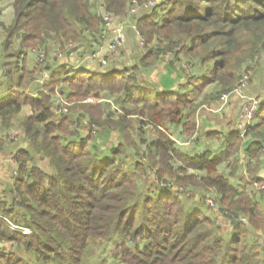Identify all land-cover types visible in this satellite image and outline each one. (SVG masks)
I'll return each mask as SVG.
<instances>
[{"label": "trees", "instance_id": "trees-1", "mask_svg": "<svg viewBox=\"0 0 264 264\" xmlns=\"http://www.w3.org/2000/svg\"><path fill=\"white\" fill-rule=\"evenodd\" d=\"M10 1L13 17L4 28L2 40L7 57L4 68L17 69L22 86L41 70H47L48 82L44 85L48 89L37 97L19 92L0 101V119L7 123L22 104L32 106L33 112L24 122L26 134L34 141L38 156L48 159L51 171L36 164L27 168V160L32 159L30 152L20 149L15 153L19 164L15 196L10 203L0 200V239L23 245L34 256L33 264H85L88 242L110 239L114 241L112 255L128 264H264V246L249 240L246 224L239 220V215H244L254 229L264 228V214L254 195L246 189L238 191L221 175L196 178L189 172L212 173L241 146L251 157L264 152V103L246 131L234 132L217 156L207 150L188 155L165 131L157 129L167 122L182 121L183 132L194 133L198 111L194 97L214 81L221 86L218 94L233 87L230 49L237 34L245 29L259 30L254 47L264 46V0H160L149 8L142 6L148 0H136L132 15V0ZM104 13L135 21L146 48L139 59L143 67L166 57L169 50L178 51L172 46H158L155 32L171 26L184 31L185 36L179 40L181 50L194 52L204 65V73L191 74L186 82L191 89L181 84V92L180 87L172 90L169 84L161 83L166 90L155 94L139 82L137 65L117 68L113 64L107 70L92 71L56 63L55 70L36 60L37 64L27 70L23 54L32 49L64 50L74 42L78 45L72 49H80L77 52L83 56L85 47L80 45L95 48L102 42ZM168 62L173 64L175 59ZM97 64L103 67L99 61ZM178 75L176 80L180 79ZM60 83L70 87L66 100L79 102L75 106L89 95L98 98L104 92L123 94L131 106H120L114 118L110 110L103 116L105 110L99 103L81 104L89 123L104 128L96 132L89 128L81 136L79 119L74 120L70 112L56 114L53 110L51 97ZM130 114L140 116L141 124L157 127V137L147 143L145 152H138L139 146L128 131ZM111 130L118 132V141L101 155L99 145L105 141L102 133L107 137ZM140 141L144 139L138 138ZM124 142L136 147L134 169L123 160ZM147 170L156 176L160 190L150 192V186L140 185L141 173ZM251 176L255 178L254 170ZM190 185L213 187L220 194L217 200L222 213L233 225L229 240L213 219L200 210L187 212L172 192ZM22 225L30 227L31 233L16 229ZM0 261L32 264L4 251L0 252Z\"/></svg>", "mask_w": 264, "mask_h": 264}, {"label": "crops", "instance_id": "crops-1", "mask_svg": "<svg viewBox=\"0 0 264 264\" xmlns=\"http://www.w3.org/2000/svg\"><path fill=\"white\" fill-rule=\"evenodd\" d=\"M12 17L13 7L11 5V1L8 0V4L5 5L4 8H2V10L0 11V20L3 21L1 22L2 25H0L1 46L2 40L4 38V27L11 22ZM126 29L128 30L132 28L129 24H127ZM133 33L128 34L126 39L127 43L132 40L131 35H133ZM14 46L17 47V42L14 43ZM4 51L5 50L3 49V53H0V101L5 100L19 92H24V94L37 97L48 89V87L44 85L48 82L47 78L49 73L47 70H45L47 72L45 75L43 74V70H41L37 73L38 75H36L33 80L27 79L28 81L25 82V86H22V84H20V82L18 81V70H6V68H4V61L7 59L6 53ZM132 51L135 56V59L136 57L137 59H140V57H142L146 50L143 53H141L139 50L138 55L137 51ZM51 53V56L55 59L56 57L54 55V51H52ZM23 55L25 67L27 68V70L30 71L31 68L37 64L35 59L36 54L34 56L31 51H28L25 52ZM127 55L128 56H126V60L129 64H124L122 67H133L137 64L139 66L138 60L137 63L135 62V60L130 58L131 50H128ZM86 58L87 59L85 61V55L82 56L78 52H75L70 54L69 56H64V58L61 59H50L49 62L47 60L46 63L50 65L49 68L51 67L55 70L56 63H67L69 64L68 66L70 68L72 67L74 69L83 67L92 71H100L98 64L95 60H91L88 57ZM163 58L164 60L162 59V57L156 59L150 66H144L143 69H141L143 73L142 76L141 74H137L139 82L145 87H148L154 93H156L158 89L161 90V93L166 90V85L162 86L161 83L167 85L169 84L171 86L170 89L175 90L178 89V87H180V85L183 84L182 82L184 81L182 79L176 80V75L179 76L178 73H180L179 67L176 65V62L170 64L168 62L170 59L167 60L166 57ZM137 72L138 71H136V73ZM154 72H156V79L154 78L153 80H151L149 77L152 78L151 74H153ZM140 78L142 79V81ZM70 91V87L65 83L57 84L54 87V93L51 97L53 110H55L57 103L66 100V96L70 93ZM126 102L127 101L124 100L123 94L112 95L110 93L104 92L101 96L97 98L94 104L99 103L101 105V108L105 110L102 112L103 116L107 115V112L110 110L114 112L113 117L115 118L117 117V113L120 112V106H131V104ZM32 112V106L30 104L24 103L21 105L20 110L10 118V121L7 124L3 123L0 119V200L7 201L8 203H10L13 197L15 196V191L13 190L15 179L18 177L19 164L16 158L14 157L15 153L20 149L27 150L32 155V159L27 160L26 162L27 168L36 164L34 160L36 158L35 154L37 153L34 149V141L27 136L26 129L24 126L25 120L32 114ZM226 115L227 113L225 112V110H218L212 113L209 112L205 114L198 109L196 117V131L191 136L183 132L182 121L167 122L163 126L164 128H156L163 132L165 131V133L170 136V138L174 141L176 147H178L182 152L188 155L198 154L202 151L207 150L211 152L212 156H217L225 149L227 139H229L234 132H239L237 128L233 126V122L229 125L226 124ZM77 118L79 119V124L77 127L79 135L83 136L89 128L92 131L97 130L96 125L89 123L90 119L88 116H86V119L84 120L81 117ZM127 118L130 120L128 131L135 138V141L139 146L137 150H139L140 153L142 151L145 152L147 150V143L157 137V129L150 124H141L140 116H138L137 114H130L127 116ZM101 130H104V128L99 127V131ZM212 134L214 136H212ZM102 136L104 137L105 141L99 145V151L102 152L101 155H104L110 150L111 143H116L118 141V132L115 130H111L109 136L105 137V132L102 133ZM39 138L40 137H38V139ZM138 138L144 139V142H137ZM132 149L134 150V152L129 153V150L126 148L125 153L123 154V160L126 166L130 169H134V163L138 158L135 154L136 149ZM129 156L131 157V160L128 159ZM38 166L48 172L51 171V167L49 166V164L48 166H46L45 164ZM249 168L251 169L250 174L248 172ZM262 169H264V152H260L256 156L251 157L241 146L228 161H223L218 164L216 166V169L212 173H207L206 170H189V172L195 174L196 178H199L201 176H208L210 178H214L217 175H221L227 178L229 182L238 191L246 189L248 192H251L254 195V198L259 208L264 214V188H257V184L264 183V178L260 177V170ZM253 170L255 171V178L251 176ZM140 185H142V187L144 188L150 186V192H152V190H160V184L157 182L156 176L148 170L143 174L141 173ZM174 190L177 191L172 192L178 195L184 205V209L187 212H193L194 210H200L204 212L208 217H210L216 222V224L219 226V230L222 236L226 240H229L232 237L233 225L231 220L226 218L225 215L222 213L223 210H221V204L217 200L220 197V194L217 192L216 189H214L213 187L211 188L201 187L198 185H190L187 187V189L180 187L179 189L174 188ZM207 199L216 200L219 206L216 208L210 207L206 203ZM239 220L246 224V227L249 231V240L251 242L256 241L260 245L264 246V228L254 229V227H252L248 223L247 218L244 215H239ZM17 227L18 228L16 229L23 234L31 233V228L26 225ZM96 242L98 241L96 240ZM113 247V239L99 242L98 245H95L94 253L90 254L87 260H85V264H128L122 261L119 257L112 255ZM3 251L15 253L27 262L32 264L35 263L34 256L27 252L24 249L23 245L18 244L14 240L6 242L0 239V252Z\"/></svg>", "mask_w": 264, "mask_h": 264}, {"label": "rangeland", "instance_id": "rangeland-1", "mask_svg": "<svg viewBox=\"0 0 264 264\" xmlns=\"http://www.w3.org/2000/svg\"><path fill=\"white\" fill-rule=\"evenodd\" d=\"M0 3H2V4H0V11H1L2 8H4V6L8 4V0H1ZM111 18L115 23L122 24V26H124V27L127 25L128 21H129L128 17H115V16L113 17L112 16ZM1 22H3V21L0 20V25H2ZM3 26H5V25H3ZM212 28L213 27H211L207 30H211ZM132 30L133 29L127 30L125 27L124 40L120 46H118L113 52L109 53L108 56H110V62H109V65L107 68H109V66L113 65V64L117 68H121L124 64H129L126 60V58H127L126 56H128L127 55L128 50H131L130 58L135 60V62L138 63L139 59H137V57L135 59V56H134L132 50H134L135 52L137 51V55H138L139 50L141 53H143L146 48H145L144 44L140 43V40L143 36L140 35V37H141L140 38L138 35V31H135V32L133 31L134 32L133 33ZM132 33H133V35H131L132 40L127 43L126 42L127 36H128V34H132ZM139 34H140V32H139ZM155 34H156V36L159 37L158 46L160 48H171L170 46H172V48H176L178 50L176 53L173 52V49H172V51L169 50V52H167L165 56H166L167 60L175 59L176 65L179 67V70L181 71L180 72V74H181L180 80L181 79L184 80L182 82L183 85H185L186 88L191 89V87H189L190 83L189 82L186 83V82L188 81V79H190L189 77L191 76L192 73L198 74V76L203 74L204 73V65H202L200 63L199 57L194 56V52L192 53L191 51L181 50V45L179 43V40H180V38H183L185 36L184 31H182L181 29H176V27L169 26V27L159 29L157 32H155ZM258 34H259V30H257V29L242 30L240 33L237 34V37L234 39L233 48L230 49V52H229L230 63H231V65H234V68H233L234 72L233 73H234V81H235L233 87L230 90H232L234 87H236L238 85L240 79L242 78V76L244 74H246L247 75V82L245 83V87H244L243 91L238 92V93H232V94H229L230 92L227 91V92H220L218 94L217 91L220 90L221 86L216 81H214V82L208 84L206 87H204L203 90L194 97V105H195L196 109L201 110L205 114H207L209 112L212 113V112H215L218 110H220V111L225 110V112L227 113V115H226L227 116V123L226 124L229 125L233 122V126L236 127L237 123H238V117H239V115H241L242 109L244 107H249L254 102H258L259 106H261L262 103H264V46L263 47L259 46V48L254 47V45L257 44L256 43V36ZM143 39H144V37H143ZM71 43L73 46L78 45V44H74V42H71ZM80 46L85 47L82 49L89 52V49L86 48L85 44L80 45ZM253 47L255 50L251 51ZM2 50H3V47L1 46L0 47V53L2 52ZM37 50H34V49L31 50V52L34 54V56L37 53ZM43 50L45 52L46 57L42 62H39V63H41L43 65L47 62V60H48V62L50 59L55 60L51 56V54H52L51 52L56 50V49H54L52 51H51V48L48 50H46V49H43ZM61 51L63 53L62 58H64V56H69L70 54L76 52L74 50L67 51L66 47L64 50H61ZM86 57H88L87 54H85V59H84L85 61L87 59ZM162 59L164 60L163 57H162ZM190 62L193 63L192 67L190 65ZM137 66H138V64H137ZM138 67H139V69H138L137 74L138 75L141 74V76H142L143 73H142L141 69H143V66L139 63ZM99 69L100 70H107L106 67H104V66L99 68ZM210 72H211V70H210ZM210 72L208 71L206 73V76H209ZM155 75H156V72L151 74L152 78L149 77L150 75L148 77L151 80H153L154 78L156 79ZM141 81H142V79H141ZM160 91L161 90L158 89L155 94H161ZM180 91L181 92L183 91L182 87H180ZM213 94H216L217 97H215L214 99L213 98L211 99L210 96H212ZM224 94H229L227 99L223 98ZM86 98H91V100L85 101ZM96 100H97L96 97L89 95V96L85 97L82 101H80L82 103H80L79 106H81V104H83V103L94 104V102H96ZM207 100H208V102H207ZM59 103L61 106L58 108L56 107L54 110V112L56 114L69 113L70 112L69 114H71L73 116L74 120H75V118L78 120L77 117H81L84 120V119H86V116H88L84 109H81V107H79V106H75L76 103H79V102L75 103L74 101L69 102L67 100H63V101H60ZM83 116H84V118H83ZM9 121L10 120H8V122ZM74 124L75 123H73V125ZM73 125H71V126L73 127ZM96 128L99 131V127L97 125H96ZM97 130H95V132ZM192 134H188V135L191 136ZM116 137H117V135H116ZM124 144L126 145V148L129 150V153L134 152V150L132 148H136V147H134L133 145L127 144L125 142H124ZM138 152H140V151H138ZM35 157L36 158H35L34 162L36 164H38V165H44L45 164L46 166H48V163H47L48 159L47 158H41V157L37 156V154H35ZM122 157H124V156H122ZM128 159L131 160V157L129 156ZM144 161L146 162V160H144ZM211 200H213V202H214L213 208L214 207L216 208L219 206V204L216 202V200H214V199H211ZM99 242H103V241L96 242V240H90L88 242L87 247H86V252H85V260H87V258L90 254L94 253L95 245H98ZM96 243H98V244H96ZM121 264H125V263H121Z\"/></svg>", "mask_w": 264, "mask_h": 264}, {"label": "built area", "instance_id": "built-area-1", "mask_svg": "<svg viewBox=\"0 0 264 264\" xmlns=\"http://www.w3.org/2000/svg\"><path fill=\"white\" fill-rule=\"evenodd\" d=\"M158 2H160V0H148L146 1L142 6L144 8H149L152 6H155ZM132 7L129 9L130 14L132 15L133 13H135L136 7H137V1L136 0H132ZM103 31L101 34L102 37V42L99 45H96L95 48H92V50L85 51L84 53L87 54L88 58L91 60H95L96 62H100L102 66L106 67L108 66L109 62H110V56L109 53L113 52L118 46H120L124 40V33H125V27L122 26V24H117L112 20V16L108 13H104L103 14ZM130 25V27L133 29V31H138L137 27H136V23L133 19H131L130 21H128V23ZM108 35V36H107ZM138 35L140 37L139 31H138ZM141 38V37H140ZM141 44H144V40L141 38L140 40ZM74 46L72 45V43H68L66 46L67 51L73 50ZM80 50L77 49L76 52ZM75 51V50H74ZM104 51V52H103ZM83 54V55H85ZM54 55L56 58L61 59L62 58V51L61 50H54ZM108 56V58H107ZM46 55L44 50H37L36 53V60L38 62H42L45 59ZM116 67V66H115ZM47 72L45 70H43V74L45 75ZM247 82V75L244 74L242 76V78L240 79L238 85L236 87H234L232 90H229V94L232 93H238V92H242L244 87H245V83ZM229 94H224L223 98L227 99ZM91 100V98H86L85 101H89ZM259 105L258 102H254L252 103L251 106L249 107H244L242 109V113L241 115H239L238 119V123H237V130L240 131L241 134H243L246 129L248 128V126L250 124H252L255 114L257 112V110L259 109ZM257 188L259 189H263L264 188V183H259L257 184ZM206 203L210 206L213 207L214 206V202L211 199H207Z\"/></svg>", "mask_w": 264, "mask_h": 264}, {"label": "water", "instance_id": "water-1", "mask_svg": "<svg viewBox=\"0 0 264 264\" xmlns=\"http://www.w3.org/2000/svg\"><path fill=\"white\" fill-rule=\"evenodd\" d=\"M261 171V173H260V177L261 178H264V169H262V170H260Z\"/></svg>", "mask_w": 264, "mask_h": 264}]
</instances>
